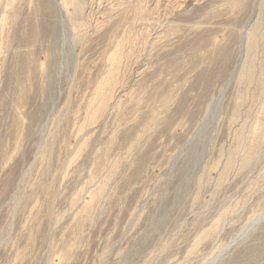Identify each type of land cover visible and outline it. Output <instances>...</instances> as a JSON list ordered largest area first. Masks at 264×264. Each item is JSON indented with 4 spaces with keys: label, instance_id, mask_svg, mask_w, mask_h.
I'll return each instance as SVG.
<instances>
[{
    "label": "rangeland",
    "instance_id": "rangeland-1",
    "mask_svg": "<svg viewBox=\"0 0 264 264\" xmlns=\"http://www.w3.org/2000/svg\"><path fill=\"white\" fill-rule=\"evenodd\" d=\"M0 264H264V0H0Z\"/></svg>",
    "mask_w": 264,
    "mask_h": 264
}]
</instances>
